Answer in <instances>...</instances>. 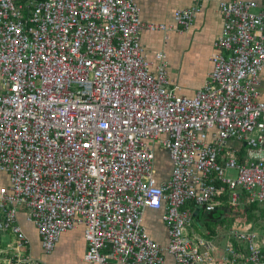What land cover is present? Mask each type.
I'll return each instance as SVG.
<instances>
[{"label":"built area","instance_id":"obj_1","mask_svg":"<svg viewBox=\"0 0 264 264\" xmlns=\"http://www.w3.org/2000/svg\"><path fill=\"white\" fill-rule=\"evenodd\" d=\"M178 9L189 29L199 4ZM213 71L193 97L156 72L135 0H0V234L11 264H43L18 221L23 209L46 253L82 227L93 264H264V9L222 1ZM171 176L158 181L157 150ZM236 170L237 178L228 175ZM257 206L248 219L245 208ZM162 212L168 243L144 224ZM229 224L205 237L198 212ZM212 231V230H210Z\"/></svg>","mask_w":264,"mask_h":264},{"label":"crops","instance_id":"obj_2","mask_svg":"<svg viewBox=\"0 0 264 264\" xmlns=\"http://www.w3.org/2000/svg\"><path fill=\"white\" fill-rule=\"evenodd\" d=\"M229 0H202L199 4L193 25L189 29L178 27L174 13L178 9L190 8L196 5V0H135L141 10V20L146 24L164 25V29H145L141 34V44L145 49L146 58L152 63L151 69L156 72L159 60L158 53L164 54L172 87L180 96L193 97L205 84L213 71L212 55L216 52V42L223 30V18L220 13V3ZM258 4V10L264 9V0H252ZM260 99L264 100V70L260 75ZM161 156L156 165L158 181L167 180L171 176L172 162L166 150L158 149ZM169 163L167 172L164 163ZM1 172V171H0ZM4 173V172H1ZM0 181L1 187L9 186V176ZM25 211L20 210L18 221L29 239V251L32 256L40 259L43 264H93L84 260L88 245L82 227L63 234L54 251L46 253L41 238L35 226L27 220ZM201 211L198 212L200 214ZM264 217V211H260ZM263 213V214H262ZM204 214L199 222L201 227H207V232L216 233V229L229 224V217L222 209L212 213L209 218L216 226L211 229L206 224ZM144 224L152 238L161 245L168 243V230L162 221V212L148 209L144 216ZM212 230V231H210ZM205 237H210L206 234ZM13 237L0 234V264H11L6 260L4 251L13 245ZM173 257L168 255L165 264H173Z\"/></svg>","mask_w":264,"mask_h":264},{"label":"rangeland","instance_id":"obj_3","mask_svg":"<svg viewBox=\"0 0 264 264\" xmlns=\"http://www.w3.org/2000/svg\"><path fill=\"white\" fill-rule=\"evenodd\" d=\"M163 166H164V169L166 170L165 172H167V168L169 169V167H170V166H169V163L165 162ZM168 166H169V167H168ZM228 175H229L230 177H232V178H237L238 173H237L236 170H232V169H231V170H229ZM4 176H5V178L7 177L4 173H1V172H0V181H2V180L4 179ZM199 216H200V220H202V218H203V216H204V211H203V210H201ZM205 216H206L205 218H207V219H206V224L209 225L211 229H214L215 226H216V224H215V223H212V222L210 221V218H209L210 215H205ZM228 221H229V219H228ZM207 227H208V226L201 227L200 224H198V223H196V224L194 225V229H195V231L198 232V233H200V234L203 235V236L206 235L205 232H206V230H207Z\"/></svg>","mask_w":264,"mask_h":264},{"label":"trees","instance_id":"obj_4","mask_svg":"<svg viewBox=\"0 0 264 264\" xmlns=\"http://www.w3.org/2000/svg\"><path fill=\"white\" fill-rule=\"evenodd\" d=\"M160 156H161V155L158 153V154H157V157H156V165H158L157 162H158V159H159ZM167 170H168V169H167ZM255 210H257V206H255V205L245 208V212H246V215H248V219H249V220L253 218V212H254ZM262 214H263V213H262ZM209 215H210V214H209Z\"/></svg>","mask_w":264,"mask_h":264}]
</instances>
